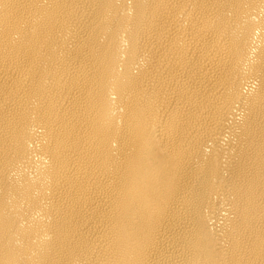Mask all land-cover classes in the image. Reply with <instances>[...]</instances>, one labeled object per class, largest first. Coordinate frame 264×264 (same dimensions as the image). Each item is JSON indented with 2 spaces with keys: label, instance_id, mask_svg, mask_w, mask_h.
Masks as SVG:
<instances>
[{
  "label": "bare ground",
  "instance_id": "bare-ground-1",
  "mask_svg": "<svg viewBox=\"0 0 264 264\" xmlns=\"http://www.w3.org/2000/svg\"><path fill=\"white\" fill-rule=\"evenodd\" d=\"M0 264H264V0H0Z\"/></svg>",
  "mask_w": 264,
  "mask_h": 264
}]
</instances>
